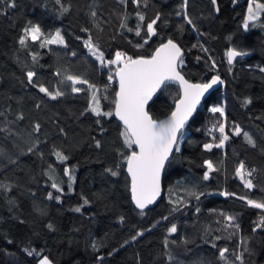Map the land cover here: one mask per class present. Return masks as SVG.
<instances>
[{
  "label": "trees",
  "instance_id": "16d2710c",
  "mask_svg": "<svg viewBox=\"0 0 264 264\" xmlns=\"http://www.w3.org/2000/svg\"><path fill=\"white\" fill-rule=\"evenodd\" d=\"M257 2L264 0H233L226 18L217 0H188L186 9L183 0H0V264H38L43 256L54 264H264V228L256 227L264 210L247 204L264 202V14L254 27H243L249 4L255 10ZM157 16V34L149 39L147 24ZM30 24H38L44 37L59 31L66 45L41 47L44 37L21 45ZM169 38L184 50L180 72L189 81L205 83L219 75L225 86L205 101L182 135L162 200L141 214L132 205L121 157L134 146L124 144V128L113 116L89 110L88 85L72 92L65 77L96 85L102 111H114L117 65L107 61L117 51L150 57ZM230 48L251 56L231 66ZM93 52H103L105 63ZM29 71L36 73L32 82ZM40 85L64 94L52 99ZM179 95V88L167 86L149 107L152 118L169 116ZM212 107L224 114L212 113ZM221 124L229 138L223 147L205 150L204 144L220 143ZM57 151L68 159H57ZM206 160L216 169L208 180ZM241 163L251 172L246 178L252 189L236 175ZM53 182L63 191L52 188ZM173 224L177 231L169 233Z\"/></svg>",
  "mask_w": 264,
  "mask_h": 264
},
{
  "label": "snow or ice",
  "instance_id": "6c2138e0",
  "mask_svg": "<svg viewBox=\"0 0 264 264\" xmlns=\"http://www.w3.org/2000/svg\"><path fill=\"white\" fill-rule=\"evenodd\" d=\"M59 2V0H57ZM122 3H125L126 0H121ZM134 3H139V0H133ZM212 4H216V0H211ZM188 0H183L182 8L187 7ZM9 7H15V3H10ZM219 11V8L216 9ZM248 15L244 20V28L247 30L249 27V22H253V27L255 26V21L260 18V14H264V3L257 2L255 4V10L253 5L250 3L248 7ZM178 15L180 13H177ZM185 19L188 24H192V20L187 17V13H184ZM138 19L143 21L145 19L144 15L137 13ZM159 16L153 19L150 23L147 24V37L150 39L152 36L157 34L156 24ZM264 26V25H262ZM140 25H137L136 35H140L139 31ZM131 31V29H129ZM31 38L33 41H39L44 37L40 26L38 24H30L24 29V35L20 38L19 43L25 45L26 38ZM58 43L63 44L64 38L61 36L60 32L57 31L54 36L49 34L47 37H44L40 46L44 47L45 44ZM147 43V40H145ZM139 46V45H138ZM91 50V45H89ZM196 47V45H193ZM207 51V49H204ZM247 53L243 51H238L234 48H230L226 55L228 63L231 65L236 57L244 56ZM75 55V53H73ZM93 55H96V59L105 63L103 52H93ZM183 52L181 47L174 42L173 39L169 38L166 43H161L157 47L154 53L150 57H137L133 58L128 56L126 53L117 51L115 53V59L107 61L109 65H117L115 76L118 77L119 89L115 92V99L112 101L114 104V111H102L101 109V97L98 95L99 89L96 85L89 83L88 80L81 79L78 76L67 75L65 80L71 81V91L72 92H81L84 91L83 88L76 87V85H88V89L91 90V98L89 110L94 113L97 117L107 116L111 117L115 115L123 122L124 129L121 132V136L124 138V144L129 148L135 149L130 152V154L125 155L121 153L123 161H126L127 164V173L131 178V195L132 200L135 202L137 208L143 210L150 204H153L157 197L161 193V174L165 167V162L168 161L170 155L173 153V150L179 151L178 139L182 137L181 129L184 128L185 123L188 121L189 117L192 116L193 112L196 109V105L200 102V98L211 89L214 85L223 81L220 79L219 75L213 76L209 82L206 83H190L185 80V78L177 70L178 66L183 63L182 60ZM36 57L33 56V59ZM213 63V67H214ZM264 72V69H260ZM59 74V73H57ZM36 75L35 72L29 71L27 77L29 82H32L33 77ZM109 81L113 79L112 75L108 77ZM178 82L181 88V96L176 102L175 110L172 111L171 115L166 120H155L149 115L146 110V105L152 99L153 95L160 89L162 86L166 85V82ZM63 83V81H61ZM39 91L45 93L52 99H56L58 96L63 95L64 93L59 89L55 92L49 91L48 88L43 85L39 86ZM107 99V97H103ZM250 100H245V104L250 103ZM39 106V105H38ZM212 113L224 114V109L222 107H212L210 109ZM99 123V120H97ZM38 131L40 125L35 126ZM219 131L221 133V140L219 144H204V149L211 151L213 147H223L224 142L229 138L225 134V129L223 124L219 126ZM235 134L240 135L241 130L239 127L235 129ZM244 137L247 139L248 143L252 144V138L248 133H243ZM101 146L100 141H96V147ZM57 159L65 161L68 159L66 155L62 152L57 151L55 153ZM205 165L207 166V171L204 173L203 179H209V173L215 171L213 163L210 160H206ZM120 165H117V169ZM111 172V175H118V171H113L108 169ZM65 174L69 175V179H73L70 174L69 169H65ZM236 175L242 180L244 187L247 189H252L255 187L251 179H247L246 176H251V172L245 171V166L243 163L239 165L236 169ZM52 188L57 189V191L62 192L63 189L59 188L58 184L53 182L51 185ZM223 195H228V193H222ZM197 200L199 195L195 192H192ZM202 195V193L200 194ZM49 199H52V193L48 194ZM244 199V197H240ZM55 199L59 200L60 197L57 196ZM89 201L84 199V204H88ZM247 204L256 209L264 210V202H258L253 199H248ZM199 211V208L196 209ZM75 211H81L80 207H77ZM167 219V217H164ZM226 219L231 222L233 217L228 216ZM52 225H49L51 228ZM238 227V225H237ZM257 228H264V214L259 218V221L256 224ZM255 230V229H254ZM177 227L173 224L169 229V233H175ZM143 233H137V235H142ZM133 240L136 239V236L132 237ZM127 243V241H125ZM167 243V241H165ZM95 248L96 245L94 244ZM27 251V250H26ZM228 249H222L220 251V256L224 257L225 252ZM29 256L37 255L40 253L35 252V250L27 251ZM237 259H241L240 256H237ZM38 264H52V261L47 257L43 256L39 259Z\"/></svg>",
  "mask_w": 264,
  "mask_h": 264
},
{
  "label": "water",
  "instance_id": "95a60500",
  "mask_svg": "<svg viewBox=\"0 0 264 264\" xmlns=\"http://www.w3.org/2000/svg\"><path fill=\"white\" fill-rule=\"evenodd\" d=\"M175 42V41H174ZM166 43V42H165ZM177 43V42H176ZM179 46H180V44L179 43H177ZM181 47V46H180ZM181 49H182V52H183V56H182V59L184 58V56H185V53H184V50H183V48L181 47ZM155 51V50H154ZM154 53V52H153ZM152 53V54H153ZM251 55L250 54H246V55H244V56H239V57H236V59L233 61V63L231 64V66H234V65H236V63L238 62V60H244V59H246V58H249ZM180 66L181 65H179L178 66V71L180 72ZM180 74L185 78V80H187V81H189L188 79H187V77L184 75V74H182L181 72H180ZM216 76V75H215ZM220 77V79L223 81V83L222 84H220V83H218V84H216V85H214L211 89H209L207 92H205L204 93V95L200 98V102L196 105V109H195V111L193 112V114H192V116H190L189 117V119H188V121L185 123V125H184V128L183 129H181V133H182V135L185 133V131H187L188 129H189V126H190V124H191V122L195 119V117H196V114L198 113V111L204 106L203 104L205 103V101L214 93V92H216V90H219V89H222V88H224V86H225V83H224V80L222 79V77L221 76H219ZM115 79H116V82H117V88L119 89V82H118V77H116L115 76ZM211 79H209L208 81H206V82H209ZM190 83H193V84H196V83H199V82H191V81H189ZM205 82V83H206ZM176 86L177 88H179V90H180V95L179 96H181V94H182V92H181V88H180V85H179V83L178 82H166V85L165 86H162L160 89H158L157 90V92L153 95V97H152V99L148 102V104L146 105V110L148 111V113H149V107L152 105V103L158 98V96L160 95V93H162V91L167 87V86ZM118 91V90H117ZM179 100V99H178ZM177 100V101H178ZM176 101V102H177ZM176 106V103H175V105H174V107ZM174 110H175V108H174ZM149 115H150V113H149ZM171 115V114H170ZM169 115V116H170ZM169 116H167V117H165L163 120H166ZM113 117H114V119L115 120H117L118 121V123L120 124V126H122L123 128H124V125H123V122L122 121H120L119 120V118L118 117H116L115 115H113ZM154 119V118H153ZM159 121V120H158ZM181 139L182 138H179L178 139V146H179V144H180V141H181ZM134 148H135V146H134ZM176 152L177 151H175V149L173 150V153L170 155V157H169V159H168V161H166L165 162V167H164V170H163V172H162V174H161V193H160V195L157 197V199H156V201L153 203V204H150V205H148L144 210H143V212H146V210H150V209H154L156 206H157V204L162 200V198H163V196H164V182H163V180H164V177H165V175H166V170H167V168H168V166L170 165V163L172 162V159H173V157L175 156V154H176ZM126 173H127V164H126ZM127 175H128V178H129V184L131 185V178H130V176H129V174L127 173ZM129 193L131 194V190L129 191ZM131 202H132V205H134V207L138 210V211H140L141 212V210L139 209V208H137L136 207V205H135V202L132 200V195H131Z\"/></svg>",
  "mask_w": 264,
  "mask_h": 264
},
{
  "label": "rangeland",
  "instance_id": "374dc122",
  "mask_svg": "<svg viewBox=\"0 0 264 264\" xmlns=\"http://www.w3.org/2000/svg\"><path fill=\"white\" fill-rule=\"evenodd\" d=\"M218 1V3H219V7L221 8V10H222V13H223V15L226 17V18H228L229 17V13L231 12V10H232V2H233V0H217ZM253 22L252 21H250L249 22V25H251ZM243 27H244V25H243ZM245 29V28H244ZM61 34V33H60ZM62 36V35H61ZM64 38V37H63ZM42 39V38H41ZM49 45H56V46H60V47H63L64 48V46L66 45V43H65V39H64V43L63 44H58V43H52V44H49ZM52 264H54L53 262H52Z\"/></svg>",
  "mask_w": 264,
  "mask_h": 264
}]
</instances>
